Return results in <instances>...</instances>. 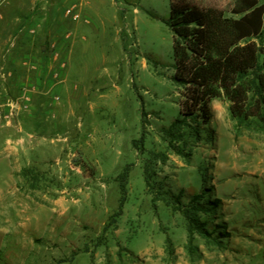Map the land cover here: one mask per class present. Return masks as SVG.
I'll use <instances>...</instances> for the list:
<instances>
[{"label": "rangeland", "instance_id": "obj_1", "mask_svg": "<svg viewBox=\"0 0 264 264\" xmlns=\"http://www.w3.org/2000/svg\"><path fill=\"white\" fill-rule=\"evenodd\" d=\"M169 4L0 0V264H264V127L223 98L172 125Z\"/></svg>", "mask_w": 264, "mask_h": 264}, {"label": "trees", "instance_id": "obj_2", "mask_svg": "<svg viewBox=\"0 0 264 264\" xmlns=\"http://www.w3.org/2000/svg\"><path fill=\"white\" fill-rule=\"evenodd\" d=\"M233 1L232 13L239 15L238 19L227 18L216 8L170 0L167 24L173 34V80L183 90L180 119L173 126L188 120L208 125L211 101L223 98L229 103L233 120L246 125L255 121L264 127V48L260 46L264 5L258 0ZM120 190L117 217L125 199L123 182ZM170 199L172 209L186 221L189 245L194 233L209 235L207 222L200 219V213L211 208L200 203L201 196L192 197L189 205L180 204L174 196Z\"/></svg>", "mask_w": 264, "mask_h": 264}, {"label": "built area", "instance_id": "obj_3", "mask_svg": "<svg viewBox=\"0 0 264 264\" xmlns=\"http://www.w3.org/2000/svg\"><path fill=\"white\" fill-rule=\"evenodd\" d=\"M68 13H69V11H68Z\"/></svg>", "mask_w": 264, "mask_h": 264}]
</instances>
